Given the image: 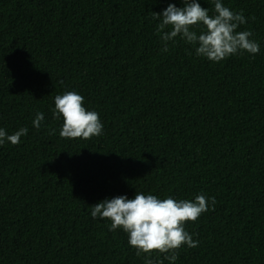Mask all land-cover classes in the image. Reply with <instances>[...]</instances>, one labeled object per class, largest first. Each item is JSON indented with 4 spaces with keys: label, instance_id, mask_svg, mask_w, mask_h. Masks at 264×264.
I'll use <instances>...</instances> for the list:
<instances>
[{
    "label": "trees",
    "instance_id": "1",
    "mask_svg": "<svg viewBox=\"0 0 264 264\" xmlns=\"http://www.w3.org/2000/svg\"><path fill=\"white\" fill-rule=\"evenodd\" d=\"M221 2L246 18L254 56L214 63L179 36L161 51L152 12L181 0H0V128L28 129L0 146V264H145L90 215L136 192L215 198L174 264H264V0ZM67 91L99 114L100 136L60 137Z\"/></svg>",
    "mask_w": 264,
    "mask_h": 264
},
{
    "label": "clouds",
    "instance_id": "2",
    "mask_svg": "<svg viewBox=\"0 0 264 264\" xmlns=\"http://www.w3.org/2000/svg\"><path fill=\"white\" fill-rule=\"evenodd\" d=\"M183 7L169 3L160 13L152 12L153 19L158 20L156 32L163 45L161 51L167 52L168 42L179 36L186 44L196 45L197 56L217 63L236 54L259 52V44L250 39L251 31L237 29L247 23L242 13H234L225 7L221 0H212L214 15H209L207 8L201 7L197 0H181ZM201 26L199 34L192 29ZM53 119H62L59 132L61 138L84 139L98 137L102 134L103 124L99 114L87 110L84 97L75 91H67L54 98ZM44 114L37 112L32 121L33 127L39 129ZM27 128L8 135L0 128V146L5 142L12 145L20 143V137L27 134ZM55 130H53V133ZM209 199L211 203L209 204ZM215 198L203 194L194 200H175L172 197L158 198L152 194L137 193L129 199L121 195L104 199L91 206V217L109 220V231L122 230L128 236V244L136 250L137 256L144 255L145 264H163V260L151 258L153 252L163 254V259L170 264L178 259V250L182 246L198 247L199 241L185 230L187 222H195L201 214L214 210Z\"/></svg>",
    "mask_w": 264,
    "mask_h": 264
}]
</instances>
